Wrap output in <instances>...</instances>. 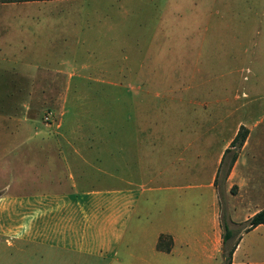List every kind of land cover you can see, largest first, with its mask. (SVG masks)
I'll list each match as a JSON object with an SVG mask.
<instances>
[{
	"label": "rangeland",
	"instance_id": "1",
	"mask_svg": "<svg viewBox=\"0 0 264 264\" xmlns=\"http://www.w3.org/2000/svg\"><path fill=\"white\" fill-rule=\"evenodd\" d=\"M153 4L167 12L175 8L181 13V18L175 17L172 21L167 17L162 25L179 28H255L264 32V0H74L62 5L0 4V28H57L54 14L61 10L63 15L77 18L84 27L88 25L93 28L103 21L109 25L112 23L114 28H118V35L128 41L125 44L133 45L130 50L112 46L113 50L100 49L95 55L81 52L72 57L64 55L63 69L71 70L76 75L71 80L51 83L46 78L51 74L47 72L34 76V73L20 70L24 62L41 60L37 55L32 58L25 55V43L32 39L36 41L34 45H39L40 41L49 39L48 32L40 33L37 29L35 34L27 31L0 34V41L7 42L5 45L8 48L5 50L9 60L6 63L9 71H0V106L7 107L9 114H13L15 120L19 119L17 121L27 120L25 117L31 121L30 129L23 131L24 137L30 136L27 145L18 144L22 134L0 141V188L4 184H8L13 191L67 190L73 186L79 189L121 188L128 182H134L144 190L138 204L141 214L130 221L122 242L108 255L96 258L93 254L83 256L69 252L63 256V264H145L144 261L153 260L152 219H156V214L151 205L152 191H149V187L152 179L158 183L167 176L164 172L159 178H151V173L158 168L167 171L169 182L174 186L194 181L203 183L206 177V174L197 176L186 172L180 174L182 176L173 174L183 164L179 159L183 145H180L181 139L176 138L181 137L179 135L182 133L179 132H182L180 128L185 121L194 124L200 119L203 132L212 127L210 134L216 135L214 143L203 147L207 159H211L221 143L233 133L239 119H245L250 125L255 122L249 129L248 148L241 153L249 162L251 171L238 170L244 175L249 171L250 179L240 190L237 185L228 193L218 188V205L222 222L232 228L236 235L245 230L248 225L245 216L254 209L255 202L250 200V195L255 198L256 194L251 193L252 189L261 194L256 203L264 204V153L258 151L260 148L254 149L253 144L254 140L264 136V58H257L251 64L250 56L255 51L251 46H243L239 50H207L208 59L221 57L224 78L179 82L136 80L140 77L166 76L168 65L182 61L175 55L180 50L174 48L153 47L143 49L140 56L136 54V39L141 37V43L146 38L142 34L144 29L149 28L150 31L157 25V20L151 16ZM139 8L147 13L148 18L143 16L144 19H141L140 14L123 15V10L129 14ZM91 13L93 17L87 18L86 15ZM104 14L108 16L103 19ZM70 26L67 21L63 24V30ZM93 30L97 31L95 28ZM131 33L135 34L133 38ZM146 40H149L148 36ZM71 44L80 49L86 45L81 38ZM235 54L238 55L239 65L231 66L230 57ZM46 57L49 62L51 58ZM188 60H196L194 50H189V55L183 58L184 62ZM232 67L238 70L229 75ZM45 87L47 90L56 89L57 93L60 89L64 94L62 105L56 111L62 126L56 134L53 132L55 136H61L59 151H45L43 137L39 135L43 120L50 122L48 114L47 120L43 118L48 106L39 102L38 98L39 89ZM48 92L46 94L50 95L51 92ZM242 92H246L247 96L234 100V94L240 96ZM181 97L191 102L178 101ZM240 127L242 135L246 128ZM241 135L230 145L240 148ZM54 154H58L61 162L53 160L55 169L51 170L49 158ZM199 196H204V199L193 204L192 201ZM171 197L176 199L178 192L172 191ZM184 197L192 218L202 217L204 226H208L207 219L213 209L211 196L205 188L185 190ZM260 240L264 241V235L257 242ZM234 241L235 236L229 240L228 246ZM52 259L50 264H61ZM0 264H3V257H0ZM15 264H19L16 259ZM209 264H223V260L220 257Z\"/></svg>",
	"mask_w": 264,
	"mask_h": 264
},
{
	"label": "crops",
	"instance_id": "2",
	"mask_svg": "<svg viewBox=\"0 0 264 264\" xmlns=\"http://www.w3.org/2000/svg\"><path fill=\"white\" fill-rule=\"evenodd\" d=\"M67 1L74 0H9L1 1L0 4L13 6L20 3L28 6L57 3L62 5ZM152 6L154 10L151 11V16L153 20H157V25L150 28V31L149 28L144 29L142 34L146 35V38H143L142 44L139 41L141 37L136 39L138 44L136 49L139 50L136 54L140 56L143 49L153 47L174 48L180 50L175 52V55L177 54L179 61H182L176 65H168L169 72L166 76L140 77L136 80L179 82L211 81L224 78L221 57L218 58L220 60L217 58L208 59L206 57L207 50H239L243 46H251L255 50L250 56L251 64L257 58H264V52H260V50H264V32L260 29L217 28V26L213 28H179L162 25L167 17H170L172 21L175 17L181 18L180 11L172 8L167 12L154 4ZM120 8L122 9V7ZM138 14L141 19L148 18L147 13L140 8L136 12L130 11L129 14L123 10V15L137 16ZM106 15H103V19ZM54 16L57 21L55 25L58 24L57 28H0V34L7 35L20 31L35 34L37 29L40 33L48 32L49 39L47 41H40L39 45H34L33 43L36 41L30 39L23 46L25 55L28 57L30 55L31 58L37 55V58H41L40 62L28 61L21 64L20 70L23 73H34V76H38L39 73L47 72L51 74L46 77L51 83L71 80L76 73L63 69L65 62L62 57L64 55L72 57L79 55L80 52L95 55L100 49L113 50L112 46L121 50L133 48V45L125 44L128 41L118 35V28H114L112 23L109 25L103 21L102 24L90 28L88 25L81 26L79 20L73 19L71 15H63L61 10L55 11ZM68 16L70 18L63 21ZM89 16L93 17L92 13L86 15L87 18ZM67 21L71 26L65 28L64 31L63 24ZM94 28L97 31H94ZM94 33L97 35L95 36ZM130 35L133 38L135 34L131 33ZM147 36L149 40H146ZM80 38L86 45H83L82 49L73 47L71 42L80 40ZM68 39L72 41L69 42ZM124 40L125 42H123ZM5 44H7L6 41H0V71H9L6 64L9 62L8 53L5 50L8 47ZM189 50H194L196 60L184 62L183 58L189 55ZM46 56L51 58L49 62ZM237 56L235 54L230 57L231 66L239 65ZM204 70L205 72H201ZM237 70V67H232L229 70V75ZM39 90L41 91L38 96L39 102L48 106L44 112L50 119V122L43 120V129L39 131V135L43 137L42 146L47 152L59 151L61 136H55L53 132L56 134L62 126L56 111L62 105L64 94L60 89L58 93L56 89L47 90L46 87ZM46 92L50 95H47ZM29 95L32 94L29 93ZM246 96L247 93L242 92L240 96L237 93L234 94L233 98L237 100ZM178 101L191 102L184 97L178 98ZM202 105L206 107L205 103ZM244 105L245 103L242 104V106ZM6 108L0 106V141L4 138L6 140L13 139L22 134V140L18 144L27 145L30 136L24 137L23 131L30 129L31 121L28 117H25L27 120L23 121L15 120L13 114H9V109ZM27 115L30 114L27 113ZM202 123L200 119H197L194 124L189 121L183 122V126L180 128L182 132H179L182 135L176 138L181 139L180 145H183L179 157L183 164H180L173 174L179 176H182L180 174L183 172L197 176L206 174L203 183L194 181V183L188 182V184L174 186L169 182L167 171L158 168L151 173V178H159L166 172L167 179L164 177V180H159L158 183H154V179L150 181L149 191H152L150 199L156 219H152L151 255L153 260L151 262L144 261L145 264H209L220 257L221 261L223 260V222L218 205V188H223L228 193L229 189L237 185L240 190V187L245 186L250 179L248 173L251 171V167L248 166L249 162L241 153L246 147L248 148L250 130L255 122L250 125L245 119H239L234 126L233 133L224 143H221L211 159H207L206 149L203 147L213 144L216 135L210 134L213 131L212 127L206 128V133L203 132ZM240 126L245 127L249 132L243 143L239 145L240 148L237 149L230 144ZM195 128L199 129L195 130ZM162 134L164 135V133ZM253 144L256 147L254 149L260 148L258 151L264 153V136L254 140ZM196 145H200L199 148H196ZM250 150L252 151V148ZM54 155L49 158L51 170L54 168L53 160L58 159L61 162L58 154ZM188 156L190 159H187ZM244 169L249 170L245 175L238 172V170L243 171ZM140 186L138 183L128 182L125 187L121 188L79 189L73 186L67 190L13 191L8 184H4L0 188V257H3V264H15V259L19 264H50L51 258H54L52 260L55 262L63 264V256L69 252L75 255L83 254V256L93 254L96 258L103 254L108 255L110 250L122 242L124 235L129 230L130 221L141 214L138 204L144 190L142 186L140 189ZM200 188H205L208 195L211 196L213 212L207 219L208 226H204L202 217L192 218L184 197L185 190ZM174 190L178 192L176 199L171 197V192ZM251 193L256 194L255 198L250 195V200L255 204L253 205L254 209L245 216L246 220L264 207V204L256 203L261 194H257L258 191L255 189H252ZM203 199L204 196H199L196 201L192 202L197 204V200ZM230 229L231 237L235 236L237 242L232 253V263H264V259H262L264 257V241L257 242L260 236L264 235V224H259L248 231L237 232L236 235L234 230ZM248 243L250 247H248ZM19 257L22 259H18Z\"/></svg>",
	"mask_w": 264,
	"mask_h": 264
},
{
	"label": "trees",
	"instance_id": "3",
	"mask_svg": "<svg viewBox=\"0 0 264 264\" xmlns=\"http://www.w3.org/2000/svg\"><path fill=\"white\" fill-rule=\"evenodd\" d=\"M241 128V127H240ZM240 129L236 133L234 139L231 143H235L240 138ZM247 136V130L245 129V133L241 135L240 144L243 143ZM248 225L244 231H248L249 229L254 228L259 224H264V207L254 213L251 217H249L247 221ZM223 237H222V257L223 264H234L232 263V253L236 247L237 242L234 241L231 245L228 246L229 240L232 238V231L227 224L223 223ZM250 264H264V263H250Z\"/></svg>",
	"mask_w": 264,
	"mask_h": 264
},
{
	"label": "built area",
	"instance_id": "4",
	"mask_svg": "<svg viewBox=\"0 0 264 264\" xmlns=\"http://www.w3.org/2000/svg\"><path fill=\"white\" fill-rule=\"evenodd\" d=\"M44 119L47 120V119H48V116L46 115V116L44 117Z\"/></svg>",
	"mask_w": 264,
	"mask_h": 264
}]
</instances>
